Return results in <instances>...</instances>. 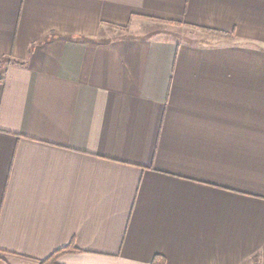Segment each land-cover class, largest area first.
Instances as JSON below:
<instances>
[{"label":"crops","instance_id":"crops-1","mask_svg":"<svg viewBox=\"0 0 264 264\" xmlns=\"http://www.w3.org/2000/svg\"><path fill=\"white\" fill-rule=\"evenodd\" d=\"M2 61L6 264H264V0H0Z\"/></svg>","mask_w":264,"mask_h":264},{"label":"rangeland","instance_id":"rangeland-1","mask_svg":"<svg viewBox=\"0 0 264 264\" xmlns=\"http://www.w3.org/2000/svg\"><path fill=\"white\" fill-rule=\"evenodd\" d=\"M136 26L135 27H130V29H128V31L124 30L123 35L124 36H135V37H148L150 35L153 34H158V33H164V36L166 37H174L176 34L179 33V30L174 28V27H167V25H159L156 24L154 22H148V21H142V22H136ZM163 24H169V23H163ZM117 32H109L111 34V36H107V37H112L115 38L117 36H119L117 34ZM126 32V33H125ZM202 32V31H201ZM204 33V37L203 35L198 34V36L195 35H190L188 37H190L191 39L198 41L204 38H207L206 36H216L214 33L209 32V31H205L202 32ZM188 35V34H187ZM200 35V36H199ZM187 39H190L188 38Z\"/></svg>","mask_w":264,"mask_h":264},{"label":"trees","instance_id":"trees-1","mask_svg":"<svg viewBox=\"0 0 264 264\" xmlns=\"http://www.w3.org/2000/svg\"><path fill=\"white\" fill-rule=\"evenodd\" d=\"M214 34L221 35V33H215V32H214ZM221 36H226V35H221ZM4 68H5V62L2 61L0 63V75H1V72L3 71ZM0 81H2V79H0ZM65 251L68 252L70 250H64V251H60V252L56 253L54 256H52L50 259H48V261H45L43 264H52L55 261V258H57V256L64 253ZM0 264H6V263H5V261H3V259L0 258ZM152 264H165V260L163 257L158 256L154 259Z\"/></svg>","mask_w":264,"mask_h":264}]
</instances>
